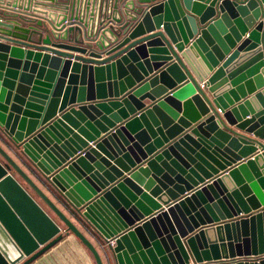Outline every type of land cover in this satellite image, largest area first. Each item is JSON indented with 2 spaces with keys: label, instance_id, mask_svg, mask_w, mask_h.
Segmentation results:
<instances>
[{
  "label": "water",
  "instance_id": "obj_1",
  "mask_svg": "<svg viewBox=\"0 0 264 264\" xmlns=\"http://www.w3.org/2000/svg\"><path fill=\"white\" fill-rule=\"evenodd\" d=\"M129 1L0 0V143L100 241L109 264H264V91L250 99L243 92L245 83L252 95L250 80L264 76V0ZM227 42L236 50L229 47L226 58ZM139 54L155 75L127 94L136 87L125 69L129 60L145 72ZM115 70L121 96L108 99ZM100 74L105 100L100 90L95 96ZM160 81L171 92L152 97ZM255 81L261 89L262 78ZM187 94L192 98L183 104ZM134 98L150 99L151 108L127 116ZM87 109L105 113L82 126L75 116ZM153 113L170 119L162 125ZM219 140L248 154L239 158ZM1 144L0 264H30L71 234L104 264ZM163 168L175 178L173 189L156 175Z\"/></svg>",
  "mask_w": 264,
  "mask_h": 264
},
{
  "label": "crops",
  "instance_id": "obj_2",
  "mask_svg": "<svg viewBox=\"0 0 264 264\" xmlns=\"http://www.w3.org/2000/svg\"><path fill=\"white\" fill-rule=\"evenodd\" d=\"M134 2L135 4H136V7H139V5H138V2H139V0H131V1H129V3L130 2ZM161 1H163V0H161ZM110 3L111 4H113L114 5V2L113 1H107V4H108V6H110ZM120 4V3H119ZM36 8H38L39 10H44L45 12L47 11V12H50V11H52L50 8H43L42 6H37ZM109 7L107 8V10H106V16L108 17V16H110V14H109ZM227 14H228V12H226ZM220 16V13H218V15H217V18ZM139 17V14L137 15V18ZM141 18H142V16H140V19H139V21L141 20ZM237 18H240V16L238 15V13H237ZM39 20V19H38ZM230 20V19H229ZM231 22H235L234 21V19H232V20H230ZM69 24V23H68ZM137 24V23H136ZM199 24V26H200V23H198ZM67 26H69V25H67ZM110 26H112V25H110ZM49 27V26H48ZM50 28V27H49ZM116 28H120V27H116ZM42 31L44 30V35L45 36H47V27H43L42 29H41ZM236 30H237V32L239 33V35H241V32H240V30L238 29V28H236ZM217 34H218V32H217ZM232 36V35H231ZM123 38H121L120 39V41L122 40ZM232 39H233V41L235 42L236 41V39H235V37L234 36H232ZM244 40H246V37H244L243 38V41ZM242 41V42H243ZM53 42H55V41H53ZM56 43V42H55ZM224 43H226V42H224ZM67 44H72V43H67ZM93 44H95V43H93ZM240 44L241 43H239L237 46H240ZM94 46V45H93ZM224 47H225V50L222 52L225 56H226V58L228 57V55H226V53H227V50H229V47L231 48V52H234L236 49H232V47H231V45L230 44H228V42H227V44H224ZM112 48V47H111ZM248 50V48H246V49H243V50H241L240 51V53L239 54H244V53H246V51ZM147 51H149V48L147 49ZM44 55L46 54V53H43ZM75 56H78L77 54H74ZM107 53L105 52V53H103V57H102V60H104V59H106L107 58ZM139 56L141 57V62H143V67L145 68V72H143L142 70H141V68L137 65V64H135V63H133L131 60H129L130 61V64L127 66L126 65V67H125V69H126V71H127V76H128V78H130L131 80H133V82H134V84H135V86L136 87H134V88H132V89H128V93L127 94H129L130 92H133L136 88H138L139 87V85H141V84H143L147 79V77L148 76H151L152 75V73H154V75H155V68L153 67L151 70H149L148 68H147V66L145 65V62L143 61L144 59H143V57H142V55H140L139 54ZM217 59V58H216ZM16 60H18L19 61V59H16ZM146 60H148L149 62H150V59H149V57H148V59H146ZM218 60V59H217ZM19 62H23V61H19ZM30 62H32V64H34V59L32 60L31 59V61ZM225 61H223V62H221L220 63V65H222L223 63H224ZM151 63V62H150ZM152 64L153 63H151V67H152ZM219 65V66H220ZM133 66V68H134V70L136 71V72H132V70H131V68H129V67H132ZM244 66V65H243ZM45 70H47L48 69V71L49 70H52V69H49L50 68V64H47L46 65V67H43ZM249 70V69H248ZM71 73H72V71H71ZM242 75H245V74H247V72L246 71H244L243 73H241ZM258 76H260L261 78H262V81H264V76L261 74V73H258V75L256 76L255 75V77H253L252 78V80H250V81H252L253 82V90H254V93L252 94V95H250L251 93H250V87L248 88L247 86H246V84L244 83V85H243V87H244V89H243V92H244V94H246V96H247V98H255L256 97V95L258 94V93H261V92H263L264 91V85L262 86V88L260 89V87H259V85L257 84V82L255 81V78L256 77H258ZM95 77H96V79L94 80L95 81V86H96V90H95V96H97L98 94H97V91L98 90H100V94H101V99L102 100H105L103 97V78H102V75L100 74L99 76H98V78H97V76L95 75ZM107 78V75L105 74V79ZM111 78H112V81H111V83H110V85H111V87L109 88V87H107V93H106V96H107V98L108 99H116V96H121L120 95V90H119V85L117 84V79H118V73H117V70H115L114 72L112 71V73H111ZM170 78H171V81L172 82H175V78H173L172 76H170ZM143 80H145V81H143ZM249 80V79H248ZM143 81V82H142ZM140 82H142V83H140ZM233 83V81H232V79H229V83H227V84H232ZM108 84V83H107ZM169 85V82H163V84H162V82L160 81L159 83H158V86L156 87V88H152L151 89V91L152 92H154V93H151V92H149V93H147V94H150L151 93V96L152 97H155V96H157V95H160L161 94V92L159 91V89H167L168 91H169V93L171 92L170 91V87L168 86ZM98 86H99V88H98ZM242 86V85H241ZM127 88H128V85H127ZM235 90V89H234ZM236 90H237V88H236ZM160 92V93H159ZM237 93H239V95H240V97H242V94L238 91ZM126 94V95H127ZM207 94L209 95V97H210V94L207 92ZM125 95V96H126ZM186 97H184L183 99H182V102H183V104H185L186 102H190V100H191V98H192V95L191 94H187V95H185ZM110 97H112V98H110ZM122 98H124V96L122 97ZM121 98V99H122ZM135 99V98H134ZM101 100V101H102ZM136 100V99H135ZM246 100V99H245ZM248 100V99H247ZM100 101V102H101ZM136 102L138 103H135V102H133L132 103V105H130V108H128V107H125L124 109H125V112H126V115L127 116H130L131 115V113L132 112H135L137 115L140 113V112H145V110L146 109H149V108H151V105H152V102H151V100L150 99H146L144 102H142V103H139L137 100H136ZM242 102H244V101H242ZM241 102V103H242ZM246 102V101H245ZM260 105H261V103L260 102H258ZM144 108H143V107ZM238 106V105H237ZM140 107H142V109H140ZM173 108V107H172ZM174 109V108H173ZM246 109V108H245ZM196 111V113L197 114H199L200 115V112H199V110L198 109H196L195 110ZM246 111H247V109H246ZM98 114H103V113H105V111H103V110H100V109H98ZM116 113V112H115ZM119 113V112H118ZM191 113V112H190ZM96 112H94V111H91L90 109H87L86 111H83V112H79V116H75L76 117V119H77V121L79 122V123H81L82 124V126H83V120L85 119V121H87V122H92V124L94 125V123H93V121L95 120V119H97L98 120V115ZM120 114V113H119ZM239 114H240V116H241V118H243L244 117V115L241 113V111H239ZM119 116H121L122 118H124L125 119V117L123 116V115H119ZM153 116H154V118L157 120V122H158V120L159 121H161V123H162V125H163V122H167V119H170V116L169 115H167V114H163V116L161 115L160 117L159 116H157L155 113H153ZM252 116V118H255V116H253V115H251ZM109 117H110V115H109ZM100 118V117H99ZM120 118V117H119ZM131 118H133V117H131ZM146 119H147V121L149 122V124H150V126H154V123H153V120L150 118V116H147L146 117ZM244 119V121H247V120H250L251 119V117L249 116L248 118H247V120L245 119V118H243ZM203 120V119H202ZM115 122V121H114ZM199 122H202V121H199ZM224 123L225 124H227V122L224 120ZM141 124H142V128H143V130H146L147 128H146V124H145V122H143V121H141ZM198 124V123H197ZM120 126V125H119ZM228 126V125H227ZM222 127V126H221ZM232 128V127H231ZM94 129L99 133V134H101V132H100V130H99V128H97V127H94ZM234 129H235V127H234ZM236 130V129H235ZM148 133H149V131H147ZM166 132V131H165ZM239 132V131H238ZM92 133V132H91ZM93 134V133H92ZM93 135H95V134H93ZM150 135V134H149ZM96 136V135H95ZM104 136L105 135H101V138H104ZM167 137H168V135H167ZM125 139L127 140V137H125ZM120 142H121V140H120ZM219 142L222 144V146L224 147V149H229L231 152H233L236 156H238L239 158H243V157H245V155H247L248 153L247 152H245L244 154H242L241 152L243 151V148H238V149H236V148H234V147H231V148H229V143H226V142H224V141H220L219 140ZM263 144H264V141H261ZM115 145H118V142H117V140H115L114 139V142H113ZM113 143H111V142H109L108 144H109V146L111 147V149L108 147V146H106L107 147V149H108V151H110V152H112L114 155H116V148H115V146L113 145ZM122 143V142H121ZM1 144V143H0ZM1 146L2 147H4L2 144H1ZM91 146H94V145H91ZM12 156H13V158L17 161V162H19L20 163V165L22 166V168L35 180V182L39 185V187L41 188V189H43V191L56 203V202H58V203H56L63 211H64V207L66 208V210L67 211H69V209L65 206V204H63L60 200H59V198L56 196V194L55 193H53V191H51V189H49L48 188V186L41 180V179H39L29 168H26L25 166V163H24V161L17 155H15L14 156V154L15 153H13L12 151H9L6 147H4ZM114 150H113V149ZM195 152H197V150H195ZM199 154V153H198ZM132 157V156H131ZM130 157V159L131 160H133L134 161V158H131ZM121 160H122V163L124 164V166H126L127 167V169L128 168H130V163L128 162V161H126L125 159H123V157H121L120 158ZM243 162H246V159L245 160H243ZM240 164V163H239ZM159 166V168H160V170H162V167L160 166V165H158ZM143 168H146V163H144V165H143ZM164 169V168H163ZM230 170V169H229ZM249 171H250V174H251V176H255V174H254V172L251 170V169H249ZM148 172H149V176L151 175V176H154V174L155 173H153L152 172V170L151 169H149L148 170ZM153 173V174H152ZM221 174H223V173H221ZM143 175V177L144 178H146V174H142ZM161 180H162V182L166 185V184H168L169 185V188L170 189H173L174 188V185H176V183L174 182V180H175V178L174 177H172L165 169H164V174H163V176L162 175H159V174H156ZM125 176H129V174L128 175H125ZM164 176H168V178L169 179H165L164 178ZM241 176H242V178L244 179V182H245V184L247 183V175H245V174H243V173H241ZM147 179H148V181H150L151 180V178H149V177H147ZM170 180H173V181H171L172 183H174V184H172V183H169L170 182ZM153 181V180H152ZM22 182V181H21ZM208 183L210 182V181H207ZM22 184H24V183H22ZM234 184V183H233ZM156 186V187H155ZM154 187L155 188H162V187H160L159 185H155ZM167 186V185H166ZM153 187V186H152ZM127 189L128 190H130L128 187H127ZM30 192V191H29ZM31 193V192H30ZM178 193H180V192H178ZM32 194V193H31ZM177 194V193H176ZM167 197H169V196H167ZM147 205V204H146ZM148 206V205H147ZM164 209H167L166 207H164L163 208V210ZM70 212V211H69ZM70 214H72L71 212H70ZM103 248V247H102ZM104 254H105V256H106V259H107V264H109V260H108V256L106 255V253H105V251H104ZM30 264H96V262H95V260H94V257L92 256V254L88 251V249L87 248H85V246H83V244L81 243V242H78V240L76 239V238H74L73 236H66V237H64V239L60 242V243H58V244H56L55 246H53L51 249H49L47 252H45L43 255H41L39 258H37L35 261H33V262H31ZM104 264H106L105 262H104ZM191 264H196L195 263V261H194V259H191Z\"/></svg>",
  "mask_w": 264,
  "mask_h": 264
},
{
  "label": "rangeland",
  "instance_id": "obj_3",
  "mask_svg": "<svg viewBox=\"0 0 264 264\" xmlns=\"http://www.w3.org/2000/svg\"><path fill=\"white\" fill-rule=\"evenodd\" d=\"M22 183H24L22 181ZM24 185L28 188V190L32 193V195L35 197V199L44 207V209L47 210V212L55 219V221H57L60 226L62 227L63 231L66 230V227L59 221V219L50 211V209L41 201V199L26 185V183H24ZM58 203V202H56ZM64 212L68 215V217L79 227V229L92 241V243L95 245V247L97 248V250L100 252L101 257L103 259V261L107 264V259L106 256L104 254L105 249L102 248V245L100 244V241L95 238L94 235H92L88 230H86L82 224L79 223V221L74 218L69 211L66 210V208L64 207ZM69 236H73L74 238H76L74 235H69ZM66 237V236H65ZM78 240V242H81L78 238H76ZM84 246V245H83ZM86 248V247H85ZM89 251V250H88ZM90 252V251H89ZM93 256V255H92Z\"/></svg>",
  "mask_w": 264,
  "mask_h": 264
}]
</instances>
